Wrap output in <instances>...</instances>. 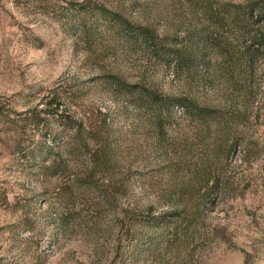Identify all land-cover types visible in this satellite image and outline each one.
Instances as JSON below:
<instances>
[{"label":"rangeland","instance_id":"rangeland-1","mask_svg":"<svg viewBox=\"0 0 264 264\" xmlns=\"http://www.w3.org/2000/svg\"><path fill=\"white\" fill-rule=\"evenodd\" d=\"M257 1L0 0V264H264ZM108 73L219 116L159 130Z\"/></svg>","mask_w":264,"mask_h":264},{"label":"trees","instance_id":"trees-1","mask_svg":"<svg viewBox=\"0 0 264 264\" xmlns=\"http://www.w3.org/2000/svg\"><path fill=\"white\" fill-rule=\"evenodd\" d=\"M255 5L258 9L259 17L264 19V0L254 2ZM100 9L113 23L119 24L122 32L126 35H131L138 39L141 38L142 42L152 52L159 54L161 50L165 49L166 57L164 59L168 60L167 62H175L178 66L189 62L190 51L186 46L180 44L164 45L156 29L144 24L134 23L121 13L108 9L107 7L102 6ZM256 44L264 50V32L259 34L256 39ZM105 76L107 81L113 84L119 91L126 92L135 104L149 110L154 125L159 130H163L165 125L173 120V109L175 106H182L187 116L205 127H209L219 116L220 110L218 108L203 104L189 96L166 94L146 83L128 82L115 73H108ZM54 102L56 100L50 101V103ZM173 233V236H175L177 230L175 232L173 231Z\"/></svg>","mask_w":264,"mask_h":264}]
</instances>
